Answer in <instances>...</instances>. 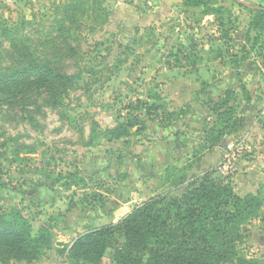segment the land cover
Listing matches in <instances>:
<instances>
[{"label":"rangeland","instance_id":"obj_1","mask_svg":"<svg viewBox=\"0 0 264 264\" xmlns=\"http://www.w3.org/2000/svg\"><path fill=\"white\" fill-rule=\"evenodd\" d=\"M148 1L0 0V71L34 59L71 78L60 105L29 80L0 92V213L19 211L51 237L71 227V239L151 197L180 194L206 172L248 194L240 188L254 171L245 165L264 164V28L252 27L250 10L264 0H170L159 9ZM228 89L243 123L219 142L234 168L195 172L210 151L212 106ZM128 120L146 125L114 139ZM262 177L252 194L264 199ZM244 229L238 250L264 264V207ZM69 247L51 239L37 260L0 264H87L70 259ZM112 255L100 264H114Z\"/></svg>","mask_w":264,"mask_h":264},{"label":"trees","instance_id":"obj_2","mask_svg":"<svg viewBox=\"0 0 264 264\" xmlns=\"http://www.w3.org/2000/svg\"><path fill=\"white\" fill-rule=\"evenodd\" d=\"M184 1L192 7L205 3ZM217 9L207 7L204 13ZM250 10L255 13L252 27L264 28V6ZM28 80L50 92L53 106L60 105L64 90L71 83L67 75L33 59L19 70L0 71V92ZM232 94L233 90H226L225 96L212 106L218 119L208 130L209 149L220 141L225 131L243 123L242 118H236V108L230 104ZM137 126L143 129L145 123L128 120L117 128L121 130L113 134L114 139L128 136L129 129ZM211 175L206 172L187 184L180 194L151 197L119 221L78 235L68 249L69 258L100 264L105 252L112 249L114 264H258L257 260L241 254L237 245L244 238L246 223L259 216L264 199L252 193L241 196L232 184ZM51 239L46 228L33 232L19 211L0 213L2 262L37 260Z\"/></svg>","mask_w":264,"mask_h":264},{"label":"crops","instance_id":"obj_3","mask_svg":"<svg viewBox=\"0 0 264 264\" xmlns=\"http://www.w3.org/2000/svg\"><path fill=\"white\" fill-rule=\"evenodd\" d=\"M169 1L170 0H149L148 3L157 4L158 6H156V9H159L160 7L163 8V5L166 8V6H168L170 4ZM236 1L238 3H242V4L246 5V6H249V5L245 4V3H243L242 0H241L242 2L239 1V0H236ZM249 1H251V0H249ZM170 5H172V4H170ZM147 131H149V124L148 123H147ZM160 132L161 131H159V132L156 131V136H160L161 137L162 135H161ZM146 133H148V132H146ZM139 147L144 153H146V154L143 155V157H144L143 164H150L149 161L145 160V158L149 159V155H151V153L147 154V152H146L147 151L146 150L147 146L145 147L143 145H140ZM209 150L210 151L205 153L201 157V159H199V160L194 162V164H196L193 167L195 172H199L200 171V173H205L206 171H208V167L209 166H211L210 169L214 168L221 161V157L224 154V149H223V146L221 145V142H218L213 148H211ZM165 155H166L164 157L165 160L170 157L169 154H165ZM157 157L158 156L156 154L155 157H154V160H156ZM162 157H163V155H162ZM151 158H153V157H151ZM158 160H160V157H159ZM161 162H162V160L160 161V163ZM245 166H246L245 171H254V173H253L252 177L250 175L249 180H244V182H246V183H245L244 186H241L240 189H241V191L244 188L249 189L246 192H244V194L245 193H253V191L257 189V186L260 183V180L263 178L262 176H264V164H256V167H258V168H255V169H254L255 164H246ZM241 180H242V177L240 176V181L239 180H237V181H239V183L241 184V182H242ZM238 188L239 187L236 186L234 189H238ZM71 232H72V228L71 227L68 228V226L66 227V229H62V230L56 231L55 232V236L52 237V241H54V243L56 241V242H61L63 244H68V246H71V244L73 243V241L76 238L75 236L72 235V238L70 239Z\"/></svg>","mask_w":264,"mask_h":264},{"label":"built area","instance_id":"obj_4","mask_svg":"<svg viewBox=\"0 0 264 264\" xmlns=\"http://www.w3.org/2000/svg\"><path fill=\"white\" fill-rule=\"evenodd\" d=\"M233 156H234L233 152L230 154H226L223 156L222 160L218 163L216 169L221 174L227 175L234 168Z\"/></svg>","mask_w":264,"mask_h":264}]
</instances>
